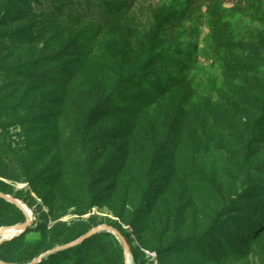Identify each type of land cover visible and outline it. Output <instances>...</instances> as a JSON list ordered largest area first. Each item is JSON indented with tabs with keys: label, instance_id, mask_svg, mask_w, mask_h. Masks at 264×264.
<instances>
[{
	"label": "rangeland",
	"instance_id": "374dc122",
	"mask_svg": "<svg viewBox=\"0 0 264 264\" xmlns=\"http://www.w3.org/2000/svg\"><path fill=\"white\" fill-rule=\"evenodd\" d=\"M5 2L0 261L264 264V0Z\"/></svg>",
	"mask_w": 264,
	"mask_h": 264
},
{
	"label": "water",
	"instance_id": "95a60500",
	"mask_svg": "<svg viewBox=\"0 0 264 264\" xmlns=\"http://www.w3.org/2000/svg\"><path fill=\"white\" fill-rule=\"evenodd\" d=\"M0 198L2 199H6L8 200L9 202L13 203L14 205H16L17 207L21 208L23 210V207L21 205V203L10 197L9 195H5L3 193L0 192ZM27 216V215H26ZM29 223V220L28 218H26V221L24 222V229L26 228V226L28 225ZM103 230H107L108 232H111L112 234H114L119 240H121V242L123 243V246H124V252H125V256H126V264H127V245H126V242H125V239L124 237L120 234V232H118L116 229H114L113 227H110V226H101V227H96L92 230H90L88 233H86L85 235H83L82 237L76 239L75 241H72L71 243H68L66 245H63V246H59V247H56L54 249H51L49 251H46L45 253L41 254L37 259H34L32 260L30 263L28 264H36L38 263L43 257L49 255V254H53L55 252H58V251H62V250H66L70 247H73L81 242H83L85 239L91 237L93 234H96V233H99ZM7 239H0V244L5 241ZM10 240V239H9ZM0 264H12V263H4V262H1L0 261Z\"/></svg>",
	"mask_w": 264,
	"mask_h": 264
},
{
	"label": "trees",
	"instance_id": "16d2710c",
	"mask_svg": "<svg viewBox=\"0 0 264 264\" xmlns=\"http://www.w3.org/2000/svg\"><path fill=\"white\" fill-rule=\"evenodd\" d=\"M7 6H8V2H5V3H4V6H3V10H2V12L0 13V21L2 20V18L5 17ZM168 60H169V58L164 59L163 62H167ZM0 192L5 193V191L2 190V189H0ZM0 201H2L1 198H0ZM104 234L110 235L109 232H105ZM257 235H258V234H257ZM257 235H256V232H255V236H257ZM252 240H253V239H252ZM249 243H250V242H248V244H249ZM70 251H71V249H68L66 252H70ZM64 253H65V251L62 250V251L55 252V253H53V254H49V255H47V256H45V257L42 258V262H43L44 264H54V263L58 260V258H59L60 256H62Z\"/></svg>",
	"mask_w": 264,
	"mask_h": 264
},
{
	"label": "bare ground",
	"instance_id": "6f19581e",
	"mask_svg": "<svg viewBox=\"0 0 264 264\" xmlns=\"http://www.w3.org/2000/svg\"><path fill=\"white\" fill-rule=\"evenodd\" d=\"M21 205H22V204H21ZM24 206H25V205H24ZM24 206L22 205V207H23V211L25 212V214H26L27 216H30V215H31L30 210H29L26 206H25V207H24ZM24 226H25L24 223H20V224H18V225H14V226H11V227H7L6 229L1 230V231H0V234L3 233V232L8 233L9 236L6 237L5 239L9 240V239H12V238L18 236L22 231L24 232ZM23 232H22V233H23ZM127 257H129V255H128ZM127 261H128V264H129L130 258L127 259Z\"/></svg>",
	"mask_w": 264,
	"mask_h": 264
}]
</instances>
